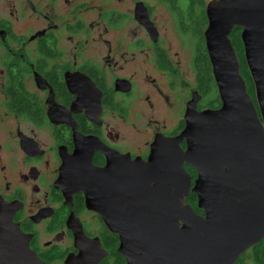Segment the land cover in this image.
I'll return each instance as SVG.
<instances>
[{
    "label": "flooded vegetation",
    "instance_id": "obj_1",
    "mask_svg": "<svg viewBox=\"0 0 264 264\" xmlns=\"http://www.w3.org/2000/svg\"><path fill=\"white\" fill-rule=\"evenodd\" d=\"M215 1L0 0V264H131L112 228L185 181L183 206L204 216L202 165L168 152L186 151L170 141L189 109L221 106L204 39ZM240 33L228 37L239 72ZM74 155L95 209L89 187L62 181ZM233 264H264V236Z\"/></svg>",
    "mask_w": 264,
    "mask_h": 264
},
{
    "label": "water",
    "instance_id": "obj_2",
    "mask_svg": "<svg viewBox=\"0 0 264 264\" xmlns=\"http://www.w3.org/2000/svg\"><path fill=\"white\" fill-rule=\"evenodd\" d=\"M206 15L204 39L221 106L202 113L189 109L184 130L170 141L178 150L177 142L185 140L186 151L168 152L171 157L181 156L177 165L180 161L202 165L197 183L203 190L198 193V206L204 216L183 206L189 181L182 191L162 190L151 195L145 203L150 209L140 210L134 227L112 228L120 234L119 251L131 264H213L222 260L233 264L264 236V0H217L207 5ZM234 26L241 28L254 98L247 92L228 38ZM79 162L75 155L63 158L62 181L70 194L89 187L92 198L88 207L95 209L96 181L80 176ZM207 175L214 178L207 179ZM172 206L177 209H170ZM178 220L183 222L181 229L174 226ZM105 221L111 226L110 217Z\"/></svg>",
    "mask_w": 264,
    "mask_h": 264
},
{
    "label": "trees",
    "instance_id": "obj_3",
    "mask_svg": "<svg viewBox=\"0 0 264 264\" xmlns=\"http://www.w3.org/2000/svg\"><path fill=\"white\" fill-rule=\"evenodd\" d=\"M240 64H241V68H240V75L242 76V78L245 81V85H246V89L248 94L254 98V92H253V86H252V82L251 79L249 77L248 71L246 69L245 63H244V58H243V52L240 51Z\"/></svg>",
    "mask_w": 264,
    "mask_h": 264
},
{
    "label": "bare ground",
    "instance_id": "obj_4",
    "mask_svg": "<svg viewBox=\"0 0 264 264\" xmlns=\"http://www.w3.org/2000/svg\"><path fill=\"white\" fill-rule=\"evenodd\" d=\"M218 91V90H217ZM122 165V164H121ZM126 166V165H125ZM155 168V167H154ZM86 261V260H85ZM84 262V261H83ZM83 264V263H82Z\"/></svg>",
    "mask_w": 264,
    "mask_h": 264
},
{
    "label": "rangeland",
    "instance_id": "obj_5",
    "mask_svg": "<svg viewBox=\"0 0 264 264\" xmlns=\"http://www.w3.org/2000/svg\"><path fill=\"white\" fill-rule=\"evenodd\" d=\"M218 87V86H217Z\"/></svg>",
    "mask_w": 264,
    "mask_h": 264
}]
</instances>
